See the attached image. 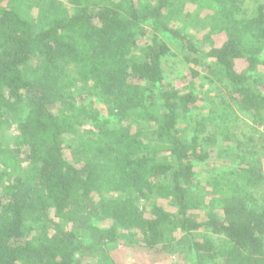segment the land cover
<instances>
[{"label": "trees", "instance_id": "1", "mask_svg": "<svg viewBox=\"0 0 264 264\" xmlns=\"http://www.w3.org/2000/svg\"><path fill=\"white\" fill-rule=\"evenodd\" d=\"M67 3L0 0V126L18 130L14 148L0 139V264H117L112 244L182 239L195 264H264V4ZM201 18L206 51L190 31ZM163 34L213 94L166 81ZM212 152L222 215L202 220L194 162Z\"/></svg>", "mask_w": 264, "mask_h": 264}, {"label": "rangeland", "instance_id": "2", "mask_svg": "<svg viewBox=\"0 0 264 264\" xmlns=\"http://www.w3.org/2000/svg\"><path fill=\"white\" fill-rule=\"evenodd\" d=\"M60 1L68 4L67 0ZM35 2L37 1L29 2L30 5L28 8L30 15L33 17H37L40 13V5H36ZM260 4H264V0H245V10L247 14H253ZM207 30V22L202 18L193 21L192 26H190V31L196 35L197 46L204 51L208 50L211 45H213L211 41L207 40L204 36V32ZM163 37H165L166 40L168 39L167 41L172 49V53L164 59L163 63L166 81L177 86L192 81V87L200 97L207 98L213 94L214 92L212 90L216 84L215 78L212 76L206 77L207 72L202 66L196 67L187 60V54L184 52L180 41L171 39L167 34H163ZM213 43L215 44V42ZM192 67L198 72L197 75L192 73ZM258 73L264 75V65L258 68ZM100 107L103 108V111L105 110L104 106L100 105ZM245 119L248 121L247 118ZM11 123L12 124L9 126L8 124L0 126V139L3 141V144L9 148H14V140L18 134V130L16 128V123ZM181 126L186 127V123H181ZM259 128L264 131V124L260 125ZM243 129L246 131L249 127L247 129V125L243 123ZM70 138L75 141L78 140L77 137L71 136ZM65 154L70 159L75 156V152H72L69 148H65ZM194 164L196 168V178L201 182L203 187H205L207 193L205 207L199 212V218L204 220L210 216H221L222 210L218 208L216 203L212 200L210 194L212 185L209 182L211 173L221 167V159L217 157L216 152H212L211 158L207 161H195ZM170 203L164 202V204L167 205ZM108 250L117 264H195L192 253L189 250V244L183 239L176 242L174 241L168 246L160 244L154 249L147 248L144 243L136 244L135 246L115 243L110 245Z\"/></svg>", "mask_w": 264, "mask_h": 264}]
</instances>
